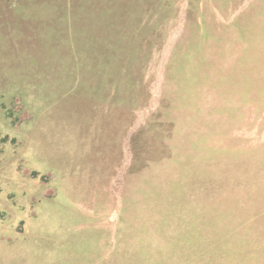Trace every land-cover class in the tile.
<instances>
[{"label":"rangeland","instance_id":"obj_1","mask_svg":"<svg viewBox=\"0 0 264 264\" xmlns=\"http://www.w3.org/2000/svg\"><path fill=\"white\" fill-rule=\"evenodd\" d=\"M0 264H264V0H0Z\"/></svg>","mask_w":264,"mask_h":264},{"label":"trees","instance_id":"obj_2","mask_svg":"<svg viewBox=\"0 0 264 264\" xmlns=\"http://www.w3.org/2000/svg\"><path fill=\"white\" fill-rule=\"evenodd\" d=\"M72 75H73V73H72ZM73 87H74V85H72L71 88H73ZM91 88H92V91H93V90H94L95 92L98 91V92H100V93L102 94V88H101V86L96 85V86H92Z\"/></svg>","mask_w":264,"mask_h":264}]
</instances>
